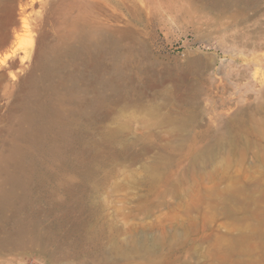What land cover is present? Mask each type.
<instances>
[{"label": "rangeland", "instance_id": "1", "mask_svg": "<svg viewBox=\"0 0 264 264\" xmlns=\"http://www.w3.org/2000/svg\"><path fill=\"white\" fill-rule=\"evenodd\" d=\"M0 264H264V0H0Z\"/></svg>", "mask_w": 264, "mask_h": 264}, {"label": "bare ground", "instance_id": "2", "mask_svg": "<svg viewBox=\"0 0 264 264\" xmlns=\"http://www.w3.org/2000/svg\"><path fill=\"white\" fill-rule=\"evenodd\" d=\"M16 23V16L12 9L0 10V35L5 34Z\"/></svg>", "mask_w": 264, "mask_h": 264}, {"label": "built area", "instance_id": "3", "mask_svg": "<svg viewBox=\"0 0 264 264\" xmlns=\"http://www.w3.org/2000/svg\"><path fill=\"white\" fill-rule=\"evenodd\" d=\"M27 264H34V263L30 262V263H27Z\"/></svg>", "mask_w": 264, "mask_h": 264}]
</instances>
